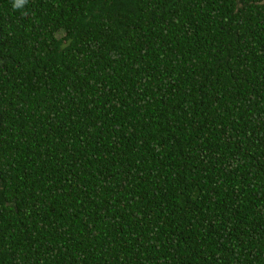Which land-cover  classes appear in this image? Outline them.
Listing matches in <instances>:
<instances>
[{
	"label": "trees",
	"instance_id": "trees-1",
	"mask_svg": "<svg viewBox=\"0 0 264 264\" xmlns=\"http://www.w3.org/2000/svg\"><path fill=\"white\" fill-rule=\"evenodd\" d=\"M0 0V264H264V0Z\"/></svg>",
	"mask_w": 264,
	"mask_h": 264
},
{
	"label": "clouds",
	"instance_id": "clouds-1",
	"mask_svg": "<svg viewBox=\"0 0 264 264\" xmlns=\"http://www.w3.org/2000/svg\"><path fill=\"white\" fill-rule=\"evenodd\" d=\"M20 2H21V0H14L13 7H14V8L19 7V6H20ZM23 2H24V3H27L28 0H23Z\"/></svg>",
	"mask_w": 264,
	"mask_h": 264
}]
</instances>
